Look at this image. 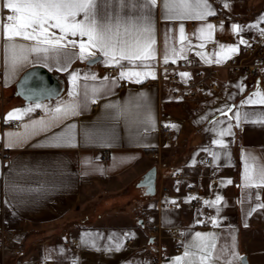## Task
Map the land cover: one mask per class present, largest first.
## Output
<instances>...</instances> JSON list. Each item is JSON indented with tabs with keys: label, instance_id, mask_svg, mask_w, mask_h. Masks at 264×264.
<instances>
[{
	"label": "crops",
	"instance_id": "crops-1",
	"mask_svg": "<svg viewBox=\"0 0 264 264\" xmlns=\"http://www.w3.org/2000/svg\"><path fill=\"white\" fill-rule=\"evenodd\" d=\"M3 3L0 21L6 22ZM188 3L192 15L214 14L203 20H165L163 0H157L151 9L153 31L146 36L138 22L127 23L136 21L142 5L133 0L102 5L98 0V10L126 22L131 32L125 39L154 41V57L143 61L109 63L110 57L98 49L81 60L79 43L87 37L68 35L61 41L66 47L30 52L13 69L0 28V114L22 113L17 126L0 124L6 151L5 157L0 154V238L6 244L0 264H149L154 254L146 246L148 223L184 232L183 251L166 238L165 257L158 264H178V258L179 264H242L244 256L249 264H264V104L248 103L264 97V75L256 87V79L250 82L222 70L219 89L194 99L174 97L166 81L143 85L156 77L155 66L165 57L180 65L193 59L179 73H188L180 75L183 80L199 66L242 57L264 16V0ZM220 12L226 17L215 24L213 17ZM209 23L214 26L210 34ZM49 33L62 35L54 28ZM15 42L36 46L22 37ZM109 66H117V73L109 74ZM34 69L40 71L33 80L20 85ZM122 71L150 75L121 78ZM73 73L78 74L75 83ZM124 80L130 81L128 86ZM45 86L51 93L46 95ZM68 105H75V114H64ZM57 108L62 111L56 113ZM229 108V114L222 113ZM161 122L172 128V142L165 145ZM158 148L159 159H154L151 152ZM105 151L108 161L102 158ZM205 157L210 163L202 162ZM153 165L157 192L150 197L137 183ZM217 197L219 202L212 204ZM190 202L201 206L191 209ZM207 212L214 218L210 226L200 223Z\"/></svg>",
	"mask_w": 264,
	"mask_h": 264
},
{
	"label": "snow or ice",
	"instance_id": "snow-or-ice-1",
	"mask_svg": "<svg viewBox=\"0 0 264 264\" xmlns=\"http://www.w3.org/2000/svg\"><path fill=\"white\" fill-rule=\"evenodd\" d=\"M123 3V0H121ZM134 3L142 5L136 21H128L127 23H136L140 25L139 32L150 36L152 27L151 9L157 4V0H133ZM98 0H4L3 8L10 11L11 14L2 18L0 28L3 30L4 38L7 40L5 48L6 58L9 61L10 67L13 69L28 59V53H48L49 51H58L61 47L67 45L62 44L68 35L87 37V41L81 40L79 43V59L87 60L95 55L91 49H98L103 52L105 57H110L109 63L119 64L120 60L129 62L143 61L154 57L152 51V43L147 38L143 41L137 39L135 42H130L124 37L130 34L131 30L126 26L123 18L117 16L113 18L106 9L98 10ZM100 4L111 3V0H99ZM228 5L225 4V7ZM205 9H210L206 3L203 5ZM164 19L165 20H183L188 18L205 19L206 16L213 15L214 12L208 10L206 12H198L192 15L191 5L188 0H163ZM147 10V11H145ZM82 14V19L77 20V16ZM264 19V18H262ZM59 29L61 36H54L49 33V29ZM214 26L207 24L206 29L210 34ZM123 29V32L121 31ZM233 29L239 31L238 25H233ZM181 34H183V26H181ZM202 32L204 29L201 30ZM264 34V32H262ZM17 37H22L24 40L36 41V46L25 47L16 44ZM183 38V36H182ZM72 47H76V41H69ZM241 43H246L241 41ZM47 45V47H40ZM229 52H236V48L228 49ZM119 57V59H117ZM167 63V57H165ZM219 63V60L217 61ZM66 70V69H65ZM142 75H150V73L140 72H121V78L141 77ZM182 77H187L188 73H181ZM95 79V77H92ZM78 79V74L73 73L71 80L73 83ZM70 96L73 93L69 94ZM259 96V93H255ZM248 103L264 104V97L258 100L249 98ZM39 107V105H37ZM25 111H31L27 109ZM56 113H60L62 109L57 108ZM65 115L75 114V105H68L63 109ZM22 116L21 110H14L8 113L6 119H20ZM240 117L237 114V120ZM70 128H75V125H70ZM221 143L222 141H217ZM253 159H255L253 157ZM251 176L249 173V165L245 161V182L248 186ZM260 181L264 183V170H261ZM231 183V181H229ZM220 197H217L215 202L218 203ZM208 203V202H206ZM211 206V205H210ZM264 207V205H260ZM215 248V245H213ZM179 264V258H178Z\"/></svg>",
	"mask_w": 264,
	"mask_h": 264
},
{
	"label": "built area",
	"instance_id": "built-area-1",
	"mask_svg": "<svg viewBox=\"0 0 264 264\" xmlns=\"http://www.w3.org/2000/svg\"><path fill=\"white\" fill-rule=\"evenodd\" d=\"M11 14L9 10L4 9L1 13L2 18ZM226 16L221 12L217 16L213 17L215 24H219L222 18ZM264 18L261 17L258 28L252 38L244 45L242 49V57L234 56L230 57L221 64H208L199 66L193 72V74L186 80H183L179 73L184 71L186 64L187 66L193 62L190 57L186 64H177L175 62L165 61L156 64L155 68L157 71L156 77L153 79L146 80L144 86L160 85L166 81L172 95L176 98H187L194 99L201 95L206 94L208 91H217L219 89V83L217 77L220 75L222 70H226L232 74L241 76L242 78L254 82L255 79L261 78L264 75ZM166 70H170L171 73H167ZM117 66H109L107 72L109 74L117 73ZM129 80H124L123 85L128 86ZM0 124L17 126L19 119L7 120L5 115L0 114ZM161 137L164 140V145L172 142V128L169 124L161 122L159 127ZM0 154L5 157L6 151L0 138ZM151 156L154 159H159V148L151 152ZM104 161H108L110 158L109 152L105 151L102 155ZM203 163H210V158L205 157L202 159ZM179 175V173H178ZM194 191H192V195ZM201 206L200 202H190L188 207L191 209H197ZM214 222L213 216L209 212L200 219V223L204 226H210ZM147 231L149 238L152 241H148L146 246L151 250L154 257L151 258L149 264H158L165 257V244L166 238L170 239L176 246L179 252L183 251L184 246V232L178 226L169 227L167 230L157 223H148ZM128 243H132V238H128ZM6 249L4 239L0 238V252Z\"/></svg>",
	"mask_w": 264,
	"mask_h": 264
},
{
	"label": "water",
	"instance_id": "water-1",
	"mask_svg": "<svg viewBox=\"0 0 264 264\" xmlns=\"http://www.w3.org/2000/svg\"><path fill=\"white\" fill-rule=\"evenodd\" d=\"M40 70L38 69H34V70H30L29 72H27L21 79L20 81V85L22 84H26L29 80H33V77L35 76V73L39 72ZM261 81V78H257L255 80V85L256 87L259 86ZM23 87V86H22ZM48 87V86H45ZM48 92H45L46 95L51 93L49 91V87L46 88ZM43 94V92H42ZM232 107V106H231ZM231 108H229L228 110H226L225 112H222L223 114H229ZM156 180H157V166L153 165L151 168H149L142 176V178L139 180V182L137 183L138 187L144 188V194L146 196H155L156 192H157V187H156ZM150 241H152V238H150ZM242 264H249L247 257L244 256L242 258Z\"/></svg>",
	"mask_w": 264,
	"mask_h": 264
},
{
	"label": "rangeland",
	"instance_id": "rangeland-1",
	"mask_svg": "<svg viewBox=\"0 0 264 264\" xmlns=\"http://www.w3.org/2000/svg\"><path fill=\"white\" fill-rule=\"evenodd\" d=\"M19 252H20L19 249L15 251L16 254H18Z\"/></svg>",
	"mask_w": 264,
	"mask_h": 264
}]
</instances>
